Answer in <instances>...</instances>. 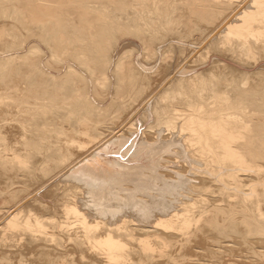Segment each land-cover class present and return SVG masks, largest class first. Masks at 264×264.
Instances as JSON below:
<instances>
[{
    "label": "bare ground",
    "instance_id": "obj_1",
    "mask_svg": "<svg viewBox=\"0 0 264 264\" xmlns=\"http://www.w3.org/2000/svg\"><path fill=\"white\" fill-rule=\"evenodd\" d=\"M263 62L264 0H0V264H264Z\"/></svg>",
    "mask_w": 264,
    "mask_h": 264
},
{
    "label": "rangeland",
    "instance_id": "obj_2",
    "mask_svg": "<svg viewBox=\"0 0 264 264\" xmlns=\"http://www.w3.org/2000/svg\"><path fill=\"white\" fill-rule=\"evenodd\" d=\"M191 41H192V42L194 41L193 38L191 39ZM195 41H196V40H195ZM195 41H194V42H195ZM173 50H174V51H173ZM173 50H172V51H169V52H167V53L170 54V55L173 54V56H172V58H171V60H172L173 62H176V58H178V59H177V62H178V61L182 58V56H183V54H184V53H183V50H182V49H180V50L178 49V50H177V48H176V49H173ZM176 50H177V51H176ZM181 50H182V51H181ZM171 52H172V53H171ZM180 53H181L182 55H181ZM176 54H177V55H176ZM179 54H180L181 56H179ZM175 56H176V57H175ZM173 58H174V59H173ZM174 60H175V61H174ZM224 61L227 62L228 65H229L230 67L236 66V63H235V62H233V64H232V62L229 61V60H227V59H225ZM263 63H264V62H263ZM230 64H231V65H230ZM234 64H235V65H234ZM161 72L163 73V71H161ZM165 72H166V70L164 71V73H165ZM227 76H228V75H227ZM235 256H237V259H235V260H236V263L238 262V264H239L241 261L239 260L238 255H235ZM226 257H227V256H225V258H226ZM240 257H241V256H240ZM208 258H209V260H202V261H203V264H206V263H207V264H209V263H210V264H213V263H211V260H210V259H212V262H214L215 264H221V263L223 262L222 259H225V258H222V259H220V258H215V259H214V258H212V257H210V256H209ZM235 258H236V257H235ZM206 259H207V258H206ZM216 259H217V260L220 259V260H218L217 263H216V262H215ZM240 259H241V260H244V261L241 262V264H245V263L248 264L249 261H250V259H247L248 261L246 260V262H245V259H246V258L244 259L243 256H242ZM237 260H239V261H237ZM202 261L200 260V263H199V264H202ZM204 261H205V262H204ZM220 261H221V262H220ZM219 262H220V263H219ZM163 264H164V263H163Z\"/></svg>",
    "mask_w": 264,
    "mask_h": 264
}]
</instances>
